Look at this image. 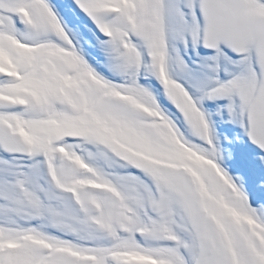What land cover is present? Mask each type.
I'll list each match as a JSON object with an SVG mask.
<instances>
[{"label":"snow or ice","instance_id":"obj_1","mask_svg":"<svg viewBox=\"0 0 264 264\" xmlns=\"http://www.w3.org/2000/svg\"><path fill=\"white\" fill-rule=\"evenodd\" d=\"M0 264H264V0H0Z\"/></svg>","mask_w":264,"mask_h":264},{"label":"rangeland","instance_id":"obj_2","mask_svg":"<svg viewBox=\"0 0 264 264\" xmlns=\"http://www.w3.org/2000/svg\"><path fill=\"white\" fill-rule=\"evenodd\" d=\"M53 2H55V0H53ZM61 15L64 16V13L61 12ZM66 21H68V18L67 17H64ZM86 20V18H85ZM87 23L90 25L91 22L90 21H87ZM72 24L69 22V27H71ZM87 47V46H85ZM101 71H106L104 69H100ZM151 83L153 84V86L157 89H159V84L154 80L152 79ZM163 104L165 107H168V108H171L170 105L167 104V101H163ZM205 107H210V105H205ZM171 111H175L174 109H171ZM212 119L214 121H216V130H217V133L219 134L220 136V145L223 147L225 145H227L228 141L224 139L225 135L229 136V138L231 139L232 138V134H231V127L228 126V125H223V124H220L219 123V118L216 117V116H213ZM178 125L180 126L181 130L185 132V135H188V132L186 131L185 129V125L183 124L182 121H178ZM191 139V137H189Z\"/></svg>","mask_w":264,"mask_h":264}]
</instances>
